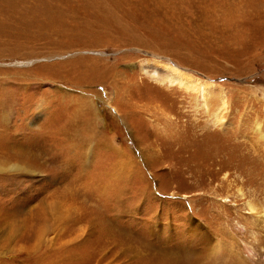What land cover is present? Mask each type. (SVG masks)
Here are the masks:
<instances>
[{
  "label": "rangeland",
  "instance_id": "obj_1",
  "mask_svg": "<svg viewBox=\"0 0 264 264\" xmlns=\"http://www.w3.org/2000/svg\"><path fill=\"white\" fill-rule=\"evenodd\" d=\"M263 210L264 0H0V264H264Z\"/></svg>",
  "mask_w": 264,
  "mask_h": 264
},
{
  "label": "bare ground",
  "instance_id": "obj_2",
  "mask_svg": "<svg viewBox=\"0 0 264 264\" xmlns=\"http://www.w3.org/2000/svg\"><path fill=\"white\" fill-rule=\"evenodd\" d=\"M160 65V64H158ZM155 67L151 68L150 70H146L148 73H150L153 77V79L158 80L160 82H168L170 84H180L181 86H187V87H197V84H194L193 82H191L190 77L187 76L186 77V73H184L183 71H181L177 66L174 65H164V68L162 71L159 67H157L156 65H154ZM148 68V67H147ZM151 71V72H150ZM202 91L204 94V97L207 100H210L211 102H216V100L220 97L219 95L221 93L220 89L214 85V84H210L208 86L205 87V85L202 86ZM219 111L215 110V114H214V122H219L221 120V114L220 112L223 110V102L219 103ZM217 111V112H216ZM263 217V225H264V210L262 213Z\"/></svg>",
  "mask_w": 264,
  "mask_h": 264
}]
</instances>
